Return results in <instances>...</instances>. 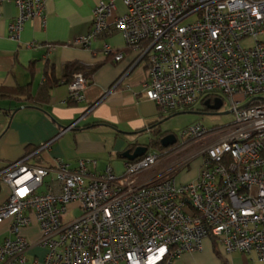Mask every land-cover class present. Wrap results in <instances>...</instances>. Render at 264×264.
I'll list each match as a JSON object with an SVG mask.
<instances>
[{
    "label": "built area",
    "instance_id": "1",
    "mask_svg": "<svg viewBox=\"0 0 264 264\" xmlns=\"http://www.w3.org/2000/svg\"><path fill=\"white\" fill-rule=\"evenodd\" d=\"M48 1L0 0L19 10L9 36L19 40ZM122 2L125 12L115 15L116 0H99L91 30L72 44L89 48L120 31L146 61L144 94L162 114L220 98L234 119L212 128L191 123L164 151L148 149L127 160L120 175L110 165L98 171L93 158L76 165L60 158L28 163L53 140L8 162L0 170V185L10 190L0 204V223L8 220L14 237L0 241V264H30L31 243L21 230L34 222L46 248L44 264H172L200 250L207 237L219 239L228 253L255 254L264 263V0ZM246 39L253 44L244 46ZM104 51L116 61L124 57L108 44ZM89 83L76 72L67 83L68 100L83 101ZM195 144L201 147L194 154L139 181L161 160ZM197 156L203 161L196 178L178 183L177 172Z\"/></svg>",
    "mask_w": 264,
    "mask_h": 264
},
{
    "label": "crops",
    "instance_id": "2",
    "mask_svg": "<svg viewBox=\"0 0 264 264\" xmlns=\"http://www.w3.org/2000/svg\"><path fill=\"white\" fill-rule=\"evenodd\" d=\"M98 1L49 0L42 15L25 23L19 40L9 36V24L19 14L17 5L14 2L0 5V86L27 87L36 98L28 101L22 93H2L0 170L8 162L20 160L53 140L48 149L37 151L28 163L48 165L60 158L76 165L81 158H93L98 171L110 165L119 175L127 162L120 154L135 144H143L137 136L159 137L151 125L160 117V109L146 98L143 90L147 63L127 47L123 34L111 30L94 40L89 48L72 44L91 30L93 9ZM125 10L122 0H116L115 15ZM106 44L123 52L124 57L116 61L113 55L105 53ZM50 46L54 48L49 50ZM75 61L85 66L83 72L90 79L81 102L68 100L69 86L63 78L64 65ZM47 68L53 70L59 83L47 81ZM178 174L180 171L176 174L177 182L184 183L194 180L198 172L181 180ZM153 176V170L146 171L138 179L143 182ZM6 199L7 195H0V204ZM21 233L31 243L26 252L28 262L44 264L46 248L39 243V225L34 222ZM9 237L14 235L6 220L0 223V241ZM172 264L264 263L255 254L228 253L219 239L207 237L200 250L185 252Z\"/></svg>",
    "mask_w": 264,
    "mask_h": 264
},
{
    "label": "rangeland",
    "instance_id": "3",
    "mask_svg": "<svg viewBox=\"0 0 264 264\" xmlns=\"http://www.w3.org/2000/svg\"><path fill=\"white\" fill-rule=\"evenodd\" d=\"M244 46H251L253 44L252 39H246L243 42ZM213 100H215L213 98ZM230 104L227 100H224L223 106L218 111H212V110H206L205 105L201 102H199L193 110H183L178 111L175 113H167L164 114V118L162 119L159 128L161 132H168V134H175L178 135L181 130H183L185 127H187L189 124L194 122H202L206 126L212 128L214 126H223L225 124H228L233 121L234 114L229 112L228 106ZM153 135L149 136H137L139 138L138 140L142 143H149L150 138ZM201 147L200 144H195L192 146H189L184 151L179 152L178 154L171 156L169 158L163 159L160 162L156 164V166H153L150 170L147 172L154 171L155 175H158L159 173H162L164 171L168 170V166L170 167V164L178 163L181 160L185 159L187 156L194 154L198 149ZM156 151H160L159 149L153 148ZM202 156H197L195 158H192L190 161H188L182 168H180V174H178V179H190L195 176V174L198 172L201 164H202ZM121 173V172H120ZM120 173H118L120 175ZM151 178V177H149ZM147 178V179H149ZM43 190V188H41ZM10 194L9 188L1 183V192L0 195H7V197ZM76 216V213L71 214L70 218H74ZM39 257H42V252H39ZM123 264V263H122Z\"/></svg>",
    "mask_w": 264,
    "mask_h": 264
},
{
    "label": "trees",
    "instance_id": "4",
    "mask_svg": "<svg viewBox=\"0 0 264 264\" xmlns=\"http://www.w3.org/2000/svg\"><path fill=\"white\" fill-rule=\"evenodd\" d=\"M83 70H85V66L80 62L75 61V62L66 63L64 65V68H63V78L65 79V82L69 83L72 80V78L76 72H79V71L83 72ZM83 73L86 76L88 74V73L86 74L85 72H83ZM45 76H46L47 81L53 82L52 84L59 83V80L55 77L52 69L47 68L46 72H45ZM45 84H47V83H45ZM0 92H1L0 97H1V95H3L2 93L7 94V95L12 94V93H22L23 95L26 96V99L28 101L29 100L35 101V99H36V98L32 97V95L30 94L27 87L8 88V87L0 86ZM206 110H209V109L206 108ZM173 113H175V112H173ZM163 118H164V114L161 113L160 117L155 122H153L151 125V128L155 129V135H159L161 133V131L159 129L157 130L156 128H159L158 126L160 125ZM87 127H89V126H86V128ZM138 133H141V132H138ZM164 133L168 134V132H164ZM160 140L161 139L159 137L158 138L153 137L150 139L149 143H146V145L149 147V149L156 148V149H159L160 151H164L166 148L162 146ZM138 145L139 144H135L134 147H132L131 149H134ZM120 157H122V154H120Z\"/></svg>",
    "mask_w": 264,
    "mask_h": 264
},
{
    "label": "water",
    "instance_id": "5",
    "mask_svg": "<svg viewBox=\"0 0 264 264\" xmlns=\"http://www.w3.org/2000/svg\"><path fill=\"white\" fill-rule=\"evenodd\" d=\"M204 105L209 110L218 111L221 109V107L223 105V101L220 98H216L212 104H210L209 101H206L204 103ZM225 113H229V111H227ZM135 133H137V132H135ZM160 141H161L162 146L167 148L170 145H173L177 142V137L175 134H166L165 136H163L161 138ZM148 149H149V147L145 143L139 144L134 149L130 148V149L125 150L122 153V156H123V158H125L127 160L134 161L137 158L143 156L148 151ZM0 192H1V185H0Z\"/></svg>",
    "mask_w": 264,
    "mask_h": 264
},
{
    "label": "flooded vegetation",
    "instance_id": "6",
    "mask_svg": "<svg viewBox=\"0 0 264 264\" xmlns=\"http://www.w3.org/2000/svg\"><path fill=\"white\" fill-rule=\"evenodd\" d=\"M209 103L210 104H212L213 103V100L211 99V100H209ZM166 135V133H164V132H161L160 134H159V138L161 139L163 136H165Z\"/></svg>",
    "mask_w": 264,
    "mask_h": 264
}]
</instances>
